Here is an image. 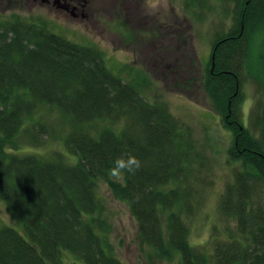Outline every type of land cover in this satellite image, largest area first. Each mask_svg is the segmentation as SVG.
<instances>
[{
  "label": "trees",
  "instance_id": "trees-1",
  "mask_svg": "<svg viewBox=\"0 0 264 264\" xmlns=\"http://www.w3.org/2000/svg\"><path fill=\"white\" fill-rule=\"evenodd\" d=\"M236 1L233 27L216 35L198 84L230 134L233 169L219 210L235 234L208 249L190 244L185 223L197 206L201 164L190 132L109 71L96 48L18 17L0 24V198L21 224V232L0 226V264H79L64 261V252L82 264H123L99 183L127 206L149 264H264V0ZM257 39L263 53L253 73ZM247 73L261 93L248 127L241 120ZM45 108L66 120L62 148L30 152L39 135L48 138V124L35 118ZM129 155L139 167L116 168V158Z\"/></svg>",
  "mask_w": 264,
  "mask_h": 264
},
{
  "label": "rangeland",
  "instance_id": "rangeland-1",
  "mask_svg": "<svg viewBox=\"0 0 264 264\" xmlns=\"http://www.w3.org/2000/svg\"><path fill=\"white\" fill-rule=\"evenodd\" d=\"M88 1L86 19L73 20L40 1L0 0V24L18 17L78 45L96 48L103 54L109 71L135 84L148 102L165 105L190 132L200 155L196 157L201 164L194 187L197 206L185 219L189 242L195 248L208 249L215 241H230L229 236L235 234V222L222 215L219 203L233 175V169L226 164L231 137L198 84L201 85L200 79L206 72L216 35L233 27L237 1L194 0L195 5L190 6H186L189 0ZM260 53H263L262 45L257 39L251 45L253 73L260 70ZM191 78L195 79L194 83ZM242 91L241 120L248 127L251 108L261 98L256 82L248 73ZM35 118L48 124L49 135L48 138L39 135L26 149L41 154L60 150L67 131L65 118L48 108ZM98 195L105 205L114 255L123 264H149L150 250L138 244L136 225L127 206L115 200L104 183H99ZM0 226L21 232L18 216L1 198ZM63 260L82 264L68 252L63 253ZM154 264H178V261H154Z\"/></svg>",
  "mask_w": 264,
  "mask_h": 264
},
{
  "label": "flooded vegetation",
  "instance_id": "flooded-vegetation-1",
  "mask_svg": "<svg viewBox=\"0 0 264 264\" xmlns=\"http://www.w3.org/2000/svg\"><path fill=\"white\" fill-rule=\"evenodd\" d=\"M40 1L41 4L51 7L61 13L64 17H71L73 20L86 19V10L89 8L88 0H32Z\"/></svg>",
  "mask_w": 264,
  "mask_h": 264
},
{
  "label": "clouds",
  "instance_id": "clouds-1",
  "mask_svg": "<svg viewBox=\"0 0 264 264\" xmlns=\"http://www.w3.org/2000/svg\"><path fill=\"white\" fill-rule=\"evenodd\" d=\"M114 165L118 169H127L128 171H133V166L139 167V161L129 155L127 156V159L124 157H117L114 161Z\"/></svg>",
  "mask_w": 264,
  "mask_h": 264
}]
</instances>
